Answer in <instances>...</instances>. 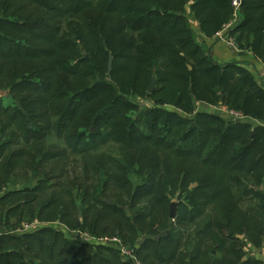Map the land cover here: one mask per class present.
Instances as JSON below:
<instances>
[{
  "label": "trees",
  "instance_id": "trees-1",
  "mask_svg": "<svg viewBox=\"0 0 264 264\" xmlns=\"http://www.w3.org/2000/svg\"><path fill=\"white\" fill-rule=\"evenodd\" d=\"M231 2L0 0V90L15 94L0 104V192L43 174L0 194V264H135L110 245L24 227L54 220L137 239L129 248L146 252L143 264H264L244 252L247 240L264 248V127L160 108L221 102L264 123V89L239 61L212 63L187 21L212 38L232 19ZM239 10L229 35L264 61V0ZM20 191L29 196L4 207ZM254 194L261 214L240 207Z\"/></svg>",
  "mask_w": 264,
  "mask_h": 264
},
{
  "label": "rangeland",
  "instance_id": "rangeland-1",
  "mask_svg": "<svg viewBox=\"0 0 264 264\" xmlns=\"http://www.w3.org/2000/svg\"><path fill=\"white\" fill-rule=\"evenodd\" d=\"M231 5H232V2H231ZM234 8V7H233ZM240 12V10H239V8L235 11V14H234V9H233V13H232V19L230 20V22H228V23H226L225 25H223V27L222 28H219L218 29V32H216L215 34H214V36L212 37V38H204L203 39V36L200 34V32L198 31V27H197V23H196V21L195 20H193V18H192V16H191V14L190 13H188L187 14V21L189 22V24L191 25V27H192V30H193V32H194V35H195V38H196V41H197V43L198 44H200L201 46H202V48H203V50H204V55H206L208 58H209V60L212 62V63H218V64H220V65H223V64H225V61L224 60H222V59H219L217 56H214V57H212V55H211V53H209L208 52V49H209V45L211 44V42H218V41H222L221 39H219V37H218V34H220L221 36H225V37H229V38H231L232 39V37H230V35H229V31L232 29V26H234L236 23H238V22H240V17H239V13ZM232 41H233V39H232ZM222 42H224V45L225 46H227L229 49L231 48L233 51H235L236 53H238V49H237V47L235 46L236 44H235V42L233 41V46H231V45H229L228 43H226L225 41H222ZM240 52H242V51H240ZM242 54H247V53H243L242 52ZM257 58V57H256ZM258 60L264 65V61H262L261 59H259L258 58ZM246 65L248 66L249 64H245V67H246ZM258 78V77H257ZM254 80H255V78H254ZM258 82L260 83V80L258 79ZM263 82H264V77H263ZM149 86V85H148ZM148 86H147V88H148ZM154 89H155V87H154ZM6 91H8V90H6ZM6 91H3V90H0V104L2 105V106H5L6 104H8V103H10V102H12L13 101V94L14 93H9V92H6ZM146 92H147V89H146ZM148 93V92H147ZM15 95V94H14ZM136 100H138V99H136ZM149 102V101H148ZM201 103H204V102H197V101H194L193 102V110H191V111H189L188 113H185V112H183L182 110H179V109H175L173 106H170V105H163V106H161L160 108H162V109H165V110H170V111H174V112H176V114L177 115H180V116H182V117H185L186 119H192V118H194V116H195V114L197 113V112H208V113H211V114H214V113H212L211 111H213L215 108H218V107H224V108H226V109H228V110H233L234 112H237L238 114H240V115H244L245 117H246V121H239V122H243V123H248V124H251V125H253V126H261V127H264V123L263 122H261L260 120H258V119H256V118H254V117H252V116H248V115H245V114H243L241 111H239V110H237V109H232V108H229V107H227V105L226 104H223V103H221V102H219V103H217L216 105L215 104H211V105H209V104H207V108L206 109H204L203 107H202V105H201ZM145 103L141 100V105H144ZM215 115H217V114H215ZM217 116H219L221 119H223V120H225V121H228V120H230V119H228L227 117H225V116H221V114L219 113ZM230 121H232V120H230ZM229 122V121H228ZM232 122H234V121H232ZM236 122H238V121H236ZM28 126H30V123L28 124ZM103 150V148L102 147H100L99 148V150ZM113 149V148H112ZM113 154H117V152L116 151H114V149H113ZM118 155V154H117ZM78 157V156H77ZM34 169L37 171V170H39V166H38V164H36L35 166H34ZM27 174L29 175V176H31L32 175V169H29L28 171H27ZM19 175V177L20 178H23V176H22V174H18ZM43 177V174H38V175H35L33 178H34V180L32 181V184L34 185V184H38L39 183V181H40V179ZM53 180V179H52ZM54 181H50L49 183L51 184V183H53ZM32 184L31 185H22V184H17V185H9V187L8 188H5L4 190H2L1 192H0V194L2 195V193L4 194V193H6V192H9V191H15V190H22V189H24V190H27V187L28 186H32ZM257 188H258V191H262V186H257ZM20 192H25V191H20ZM0 195V196H1ZM29 195H27V192H25V193H22L21 195H17V196H14L13 198H10V199H8V200H6L5 202H4V207H6L7 205H9V204H12L13 202H15L16 200H18V199H23V198H27ZM62 198L63 199H67V200H70L71 199V197L70 196H68L67 194H64L63 196H62ZM111 200V199H110ZM178 201L177 200H172V202L171 203H174V206H175V214H176V209L178 208L179 209V212L181 211V207L179 208V206H178V203H177ZM111 203V202H110ZM261 203V199H259V198H257L256 196H255V194L251 197V199H248L247 201H244V202H242L241 204H240V207H241V209L242 210H244V211H246V208L247 207H249V206H253V208H252V212H256V211H258V208H260V204ZM76 204H78V202L76 201ZM36 208V207H35ZM52 208H54V207H51L50 208V211L52 210ZM169 208H170V206L167 208L168 209V216H169ZM49 211V210H48ZM48 211H46V212H48ZM45 212V213H46ZM251 212V213H252ZM261 210L259 209V211H258V214H261ZM126 214H128V216H131L130 215V211L128 212V213H126ZM45 218V217H44ZM70 223H72V222H74L75 220H78V224L80 223V220H82V215L80 216V213H76V209H71V211H70ZM17 221V217H16V215H14L13 217H10L9 218V226H12L13 224L12 223H15ZM35 222H37L39 225H37V227H41V228H43V227H51V228H56V229H58V228H60V229H64V230H62V232H63V235H64V237H67V238H72V237H75L76 235H77V233L79 232V231H82V230H78V229H76V228H74L73 227V225H69V226H67L66 224H64V223H62V222H60V221H57V220H54V221H35ZM33 223V224H37V223ZM32 224V223H31ZM99 225H103V222L101 221V223H100V221H99ZM256 225L258 226V227H262L263 226V222H262V218H260L259 219V221H257V223H256ZM33 226H36V225H33ZM169 226H170V224H169ZM176 226V223L174 224L173 223V226H172V228L173 227H175ZM15 227V226H14ZM20 229L18 228V226L17 227H15V228H13V230H10V231H8V233H9V235H15V234H19L20 233ZM83 232H85V231H83ZM118 232V230H114V231H112V230H108L107 232H100V231H97V233H96V235L97 234H99V233H101L103 236H106V237H109V238H112V237H116L115 235H116V233ZM161 232H164V231H161ZM87 234H89V235H92V236H94V237H97V236H95V235H93V234H90V233H88V232H86ZM122 234L123 235H125V234H127V232L126 231H122ZM245 233H240V234H238L237 235V237L239 238V239H244V237L246 238V236L244 235ZM131 235V234H130ZM122 236V235H121ZM145 236V235H144ZM128 237H129V235H128ZM117 238H119L120 240H121V242L129 249V251L130 252H132L131 251V249L130 248H133L134 246H135V248H139V242H137V239H135L134 241H133V243H131L130 242V240L129 239H125L126 240V242H123V240L120 238V237H117ZM144 238V237H143ZM246 240V239H245ZM248 240L244 243V252H245V254L247 255V256H250V257H253V258H258V255L257 254H262L263 255V257H264V248L263 247H260V245H256V244H254V243H251L252 244V248H250V245L248 246ZM133 244V245H132ZM232 244L234 245V243L232 242ZM263 244H264V242H263ZM130 246H132V247H130ZM130 247V248H129ZM133 253V252H132ZM251 253V254H250ZM255 253V254H254ZM146 254V252H144V251H141L140 252V255H139V259L137 258V257H135V258H137V260L136 261H138V262H140L141 264H143V261L144 262H150V258H149V260H144L143 258H144V255ZM143 260V261H142Z\"/></svg>",
  "mask_w": 264,
  "mask_h": 264
},
{
  "label": "built area",
  "instance_id": "built-area-1",
  "mask_svg": "<svg viewBox=\"0 0 264 264\" xmlns=\"http://www.w3.org/2000/svg\"><path fill=\"white\" fill-rule=\"evenodd\" d=\"M242 0H232V6L234 7V10L236 11L240 4H241ZM219 39H221L222 41H225L226 43H228L229 45L233 46V41L231 38H227L225 36H221L220 34H218ZM214 114H221V116H225L228 119L236 122V121H246V117L243 115L238 114L237 112H234L233 110H228L224 107H218L215 108L213 111H211ZM31 228V226L26 225L25 226V230H29ZM75 237L80 238L81 240H83L84 242H91V243H96V244H104V245H110L113 248H116L121 257L124 260H132L135 264H141L140 262L136 261L137 258H135L136 256L129 251V249L121 242V240L117 237H106V236H102V237H94L92 235L87 234L86 232L83 231H79L77 233V235Z\"/></svg>",
  "mask_w": 264,
  "mask_h": 264
},
{
  "label": "crops",
  "instance_id": "crops-1",
  "mask_svg": "<svg viewBox=\"0 0 264 264\" xmlns=\"http://www.w3.org/2000/svg\"><path fill=\"white\" fill-rule=\"evenodd\" d=\"M208 52L211 53L212 57L217 56L219 59L224 60L225 63H229V62H233V61H239L244 68H246L249 72H251V74L255 78V82L264 89V82H263L264 65L258 60V58L253 57V55L249 54L248 52H247V54H242V52L236 53L231 48L229 49L227 46H225L224 42H222V41L211 42V44L209 45ZM245 64H249V65L248 66L246 65V67H245ZM258 79L260 80V83L258 82ZM204 109H206V108H204ZM35 223H37V222H35ZM26 225H29L31 227H34L33 225H36L35 229H37L38 228L37 225H39V224L38 223L37 224L32 223V224H26ZM26 225H24V227ZM58 229L61 231L64 230V229H60V228H58ZM249 245H250V248L253 247L250 242H248V246ZM257 255H258L257 259L264 261V257L262 254H257ZM246 257H250V256L246 255L245 258ZM250 258H253V257H250Z\"/></svg>",
  "mask_w": 264,
  "mask_h": 264
},
{
  "label": "water",
  "instance_id": "water-1",
  "mask_svg": "<svg viewBox=\"0 0 264 264\" xmlns=\"http://www.w3.org/2000/svg\"><path fill=\"white\" fill-rule=\"evenodd\" d=\"M111 65H112V56L109 55L108 62H107V73H110ZM154 87H155V78L152 77L151 78V82H150V84H149V86L147 88V92L151 93L154 90ZM146 102H148V101H145L144 103H146ZM201 105H202L203 108H207V104L206 103H201ZM106 202L110 203L111 200L110 199H106ZM174 216H175V206H174V203H171L170 204V208H169V217L170 218H174Z\"/></svg>",
  "mask_w": 264,
  "mask_h": 264
}]
</instances>
